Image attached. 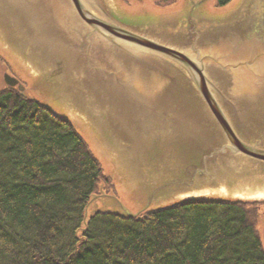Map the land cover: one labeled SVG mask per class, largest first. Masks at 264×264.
<instances>
[{"label": "water", "instance_id": "obj_1", "mask_svg": "<svg viewBox=\"0 0 264 264\" xmlns=\"http://www.w3.org/2000/svg\"><path fill=\"white\" fill-rule=\"evenodd\" d=\"M205 1L131 18L116 0H0V57L41 78L61 111L39 102L140 199L99 211L264 200V0L211 15Z\"/></svg>", "mask_w": 264, "mask_h": 264}, {"label": "trees", "instance_id": "obj_2", "mask_svg": "<svg viewBox=\"0 0 264 264\" xmlns=\"http://www.w3.org/2000/svg\"><path fill=\"white\" fill-rule=\"evenodd\" d=\"M103 184L112 187L67 119L0 90V264H264L259 203L185 200L137 217H85Z\"/></svg>", "mask_w": 264, "mask_h": 264}, {"label": "rangeland", "instance_id": "obj_3", "mask_svg": "<svg viewBox=\"0 0 264 264\" xmlns=\"http://www.w3.org/2000/svg\"><path fill=\"white\" fill-rule=\"evenodd\" d=\"M173 1L174 3L172 5L166 7L157 6L158 4L160 5L162 3L161 0H116V3L117 5L121 4L122 8L127 12V14L125 13V16L131 18H143L142 16L155 17L157 15L171 12L175 9L184 10L186 9L189 2V0ZM235 1L236 0H232L230 3L226 4V6L217 8L215 6L214 0H207L201 5L200 11L210 15L218 12H223L231 8L234 5ZM6 61L7 63L4 62L3 58L0 57V90L5 87V84L3 82V75L6 73H12L22 83L24 87L23 94L25 96L38 101L47 102L56 112L61 111L55 102L50 101L51 93L49 92L46 84L41 80V78L30 75L27 76L22 69L16 68V65L13 64L10 60ZM100 162L103 163L102 167L104 169V173L110 178L112 187L108 184H103L100 186L98 194L100 193L101 189L106 196L104 198H99L96 201H92L91 205L89 206L90 210H110L113 208V206H115L114 204L116 202L130 213H136L140 208V199L136 192L125 194L122 191L120 184L118 182H115L117 180H114V178L110 176V172L104 162ZM255 203H259L253 206V208L258 219L257 226L259 225L258 227L260 230L262 241L264 242V200H260L259 202ZM116 210L119 209L117 208Z\"/></svg>", "mask_w": 264, "mask_h": 264}, {"label": "flooded vegetation", "instance_id": "obj_4", "mask_svg": "<svg viewBox=\"0 0 264 264\" xmlns=\"http://www.w3.org/2000/svg\"><path fill=\"white\" fill-rule=\"evenodd\" d=\"M158 6V5H157ZM4 60V59H3ZM4 62H5V60H4ZM10 75H12V76H14L12 73H10Z\"/></svg>", "mask_w": 264, "mask_h": 264}]
</instances>
